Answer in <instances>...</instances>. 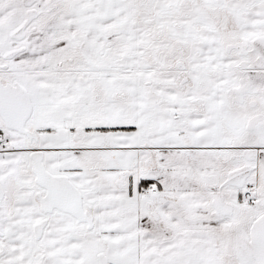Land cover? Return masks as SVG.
<instances>
[{"label":"snow or ice","instance_id":"1","mask_svg":"<svg viewBox=\"0 0 264 264\" xmlns=\"http://www.w3.org/2000/svg\"><path fill=\"white\" fill-rule=\"evenodd\" d=\"M0 264H264V0H0Z\"/></svg>","mask_w":264,"mask_h":264}]
</instances>
